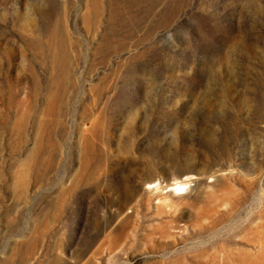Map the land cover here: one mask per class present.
I'll return each mask as SVG.
<instances>
[{"label": "rangeland", "instance_id": "obj_1", "mask_svg": "<svg viewBox=\"0 0 264 264\" xmlns=\"http://www.w3.org/2000/svg\"><path fill=\"white\" fill-rule=\"evenodd\" d=\"M254 263L264 0H0V264Z\"/></svg>", "mask_w": 264, "mask_h": 264}, {"label": "bare ground", "instance_id": "obj_2", "mask_svg": "<svg viewBox=\"0 0 264 264\" xmlns=\"http://www.w3.org/2000/svg\"><path fill=\"white\" fill-rule=\"evenodd\" d=\"M185 179L174 182L171 187H168V189H173L174 188V189L180 190L181 188H183V186L185 184ZM157 187H158L157 183H155L154 181H149V182L146 183V186L144 187V190H146L147 192L157 193L158 190H159V189H157ZM254 264H259V263H254Z\"/></svg>", "mask_w": 264, "mask_h": 264}]
</instances>
